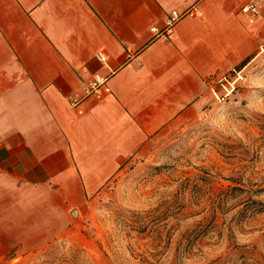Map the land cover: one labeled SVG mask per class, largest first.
<instances>
[{
	"label": "crops",
	"instance_id": "obj_1",
	"mask_svg": "<svg viewBox=\"0 0 264 264\" xmlns=\"http://www.w3.org/2000/svg\"><path fill=\"white\" fill-rule=\"evenodd\" d=\"M250 2L0 0V215L11 201L64 219L149 134L196 117L259 48Z\"/></svg>",
	"mask_w": 264,
	"mask_h": 264
},
{
	"label": "rangeland",
	"instance_id": "obj_2",
	"mask_svg": "<svg viewBox=\"0 0 264 264\" xmlns=\"http://www.w3.org/2000/svg\"><path fill=\"white\" fill-rule=\"evenodd\" d=\"M261 29L196 117L149 134L64 219L5 201L0 264H264Z\"/></svg>",
	"mask_w": 264,
	"mask_h": 264
},
{
	"label": "built area",
	"instance_id": "obj_3",
	"mask_svg": "<svg viewBox=\"0 0 264 264\" xmlns=\"http://www.w3.org/2000/svg\"><path fill=\"white\" fill-rule=\"evenodd\" d=\"M261 2H264V0H252V2H250L249 4H247L246 6L242 8V11L249 13L253 17L258 16L261 13V10L263 8L261 5ZM181 16L182 15H180L179 13L173 12L171 17L169 18V24H172L174 21L179 19ZM98 58L103 61L106 59V56L104 55V53L100 52L98 53ZM102 83H104V79L102 80L101 78L96 77L91 85V89L92 90L96 89L98 91ZM106 89L109 90V88H106Z\"/></svg>",
	"mask_w": 264,
	"mask_h": 264
},
{
	"label": "bare ground",
	"instance_id": "obj_4",
	"mask_svg": "<svg viewBox=\"0 0 264 264\" xmlns=\"http://www.w3.org/2000/svg\"><path fill=\"white\" fill-rule=\"evenodd\" d=\"M73 213H75L76 216L79 215V212H77V210H74Z\"/></svg>",
	"mask_w": 264,
	"mask_h": 264
}]
</instances>
